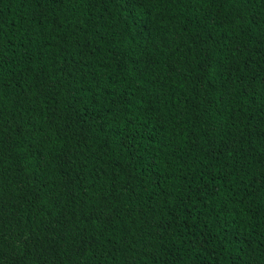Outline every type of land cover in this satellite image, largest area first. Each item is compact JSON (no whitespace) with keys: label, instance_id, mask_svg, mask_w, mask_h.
<instances>
[{"label":"trees","instance_id":"1","mask_svg":"<svg viewBox=\"0 0 264 264\" xmlns=\"http://www.w3.org/2000/svg\"><path fill=\"white\" fill-rule=\"evenodd\" d=\"M0 264H264V0H0Z\"/></svg>","mask_w":264,"mask_h":264}]
</instances>
